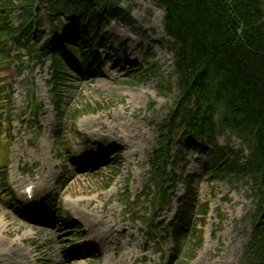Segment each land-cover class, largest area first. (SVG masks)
I'll return each instance as SVG.
<instances>
[{
  "label": "rangeland",
  "instance_id": "obj_1",
  "mask_svg": "<svg viewBox=\"0 0 264 264\" xmlns=\"http://www.w3.org/2000/svg\"><path fill=\"white\" fill-rule=\"evenodd\" d=\"M120 8L127 12L122 15L125 19L107 21L101 34L102 41L110 43L96 46L103 70L87 65L65 72L58 99L50 86L51 57L36 63L22 56L19 77L17 63L0 68V84H11L13 94L11 104L4 106L10 132L8 138L0 137V159H5L8 175L4 181L0 166V264H105V257L99 255L103 245L97 239L89 241L82 220L94 203L104 205L109 217L122 220V234L114 240L128 243V249L138 247L125 264H167L174 255L177 199L157 211L160 224L152 231L150 201L139 197L147 193L144 184L156 124L176 95L173 52L163 32L161 7L152 0H124ZM39 13L42 44L47 45L56 38L53 28L61 31L66 24L55 22L46 6ZM165 82L171 88L162 86ZM32 93L42 108L38 121L28 111ZM56 107L63 114L88 111L76 120H60ZM216 143L233 150L241 147L235 138L218 137ZM178 150L175 145L174 151ZM209 159L208 154L185 149L177 166L169 169L177 177L173 190L178 198L193 178L194 211L182 221L186 233L179 240L178 264H244L256 202L239 174L213 180L205 175L203 164ZM101 161L104 164L96 166ZM28 187L35 196L29 205L35 209L24 218L7 203V196L15 194L17 202L24 201L20 207L29 211ZM41 202L50 213L39 209V219L36 208ZM204 204L208 213L199 223ZM49 217L50 221L42 219Z\"/></svg>",
  "mask_w": 264,
  "mask_h": 264
},
{
  "label": "trees",
  "instance_id": "obj_2",
  "mask_svg": "<svg viewBox=\"0 0 264 264\" xmlns=\"http://www.w3.org/2000/svg\"><path fill=\"white\" fill-rule=\"evenodd\" d=\"M123 1L0 0V67L12 61L20 63L23 54L39 63L51 57L50 86L58 99L65 72L73 71L76 64H94L99 59L97 43H110L100 36L107 21L125 19L122 15L127 12L120 8ZM152 1L164 12L162 28L173 52L176 95L156 124L144 184L147 193L139 196L150 201L151 230L157 211L170 205L175 195L169 184L176 177L169 167L177 165L182 149L207 153L211 159L203 165V172L211 180L223 179L232 172L245 180L256 210L242 261L264 264V0ZM42 5L49 8L54 21L66 25L60 39L37 48L44 35L37 13ZM53 30L58 32V28ZM13 50L23 53L14 57ZM16 71L20 75L21 69ZM155 73L160 76L158 70ZM171 85L162 83L168 88ZM11 87L0 88V137L9 132V118L1 113V105L5 98L10 103L7 92ZM31 99L30 110L36 118L40 108L33 93ZM56 109L60 120H76L88 111L73 109L63 114L59 107ZM218 137L235 138L241 147H221L216 143ZM175 144H179V151L172 154ZM2 175L5 181L7 171ZM192 181L190 178L185 184V196L179 199L173 236L176 249L168 264H178L179 240L184 235L180 223L188 211H194L190 202ZM12 199L9 203L13 205ZM207 213L204 204L198 212L202 219L199 223L204 222ZM219 217L222 219V215ZM199 236L201 239V233Z\"/></svg>",
  "mask_w": 264,
  "mask_h": 264
},
{
  "label": "bare ground",
  "instance_id": "obj_3",
  "mask_svg": "<svg viewBox=\"0 0 264 264\" xmlns=\"http://www.w3.org/2000/svg\"><path fill=\"white\" fill-rule=\"evenodd\" d=\"M91 124L94 125L95 122L93 121ZM87 125L90 126V123H87ZM45 149L46 148H44V150ZM42 176L43 180L46 182L47 176L45 174ZM39 179L41 178H38L37 182L40 186ZM86 214L87 219L80 218L78 214H75V217L84 220L85 227L88 230L89 241L97 239V244L103 245L104 249L99 255L105 257V264H125L135 257L137 246L133 247V249H128L126 248L128 243L125 242V244H122L114 240L116 234H122V231H119L122 224L121 219L109 217L107 212H104V205L100 207L96 203L90 205ZM124 246L125 248H123ZM118 251H123V253L121 255L119 254V256L117 253Z\"/></svg>",
  "mask_w": 264,
  "mask_h": 264
}]
</instances>
